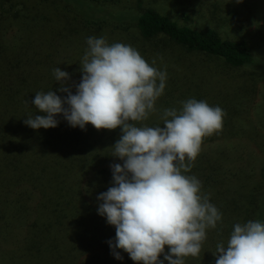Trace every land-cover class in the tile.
Returning <instances> with one entry per match:
<instances>
[{"label": "trees", "instance_id": "trees-1", "mask_svg": "<svg viewBox=\"0 0 264 264\" xmlns=\"http://www.w3.org/2000/svg\"><path fill=\"white\" fill-rule=\"evenodd\" d=\"M144 2L137 0L132 23L145 42L167 41L233 68L252 64L245 41L225 39L217 29L184 25L144 7ZM82 5L87 10H81ZM62 11L80 22V30L88 31L75 47H88L87 36L104 37L108 20L121 27L129 17L127 11H107L102 0H0V264H136L119 249L123 259L115 258L108 243L115 239V227L98 214L97 197L113 184L110 165L123 164L112 157L111 147L121 129L96 130L91 124L85 130L73 128L62 115L56 117L55 128L34 130L24 123L29 115H44L25 101L31 102L37 92L59 88L53 69L68 72L70 83L81 79V62L70 50L76 32L61 30ZM182 17L189 21L186 14ZM148 53L140 50L151 64ZM57 95L66 93L57 91ZM187 95L188 91L179 100H188ZM160 102L169 107L168 99ZM221 109L226 127L227 110ZM150 116L142 123L154 126ZM224 126L218 135L204 138L187 173L195 175L202 188H229L236 182L232 173L238 168L230 166L226 148L212 146L217 140L231 139L233 132ZM258 199L252 220L264 222V195Z\"/></svg>", "mask_w": 264, "mask_h": 264}, {"label": "clouds", "instance_id": "clouds-1", "mask_svg": "<svg viewBox=\"0 0 264 264\" xmlns=\"http://www.w3.org/2000/svg\"><path fill=\"white\" fill-rule=\"evenodd\" d=\"M86 43L79 83H70V74L59 67L53 69L57 91L66 95L37 92L25 103L44 115H29L24 123L34 130L55 128L62 115L73 128L121 129L111 147L112 157L123 164L110 165L113 184L97 197L98 214L115 227V239L108 241L113 255L122 260L119 249L136 264H185V258L200 255L207 231L222 220L201 181L187 173L204 138L222 129L225 113L191 98L179 110L164 109L163 126L143 124L157 111L166 71L131 45L94 36ZM212 254L215 264H264V222L234 224Z\"/></svg>", "mask_w": 264, "mask_h": 264}, {"label": "rangeland", "instance_id": "rangeland-1", "mask_svg": "<svg viewBox=\"0 0 264 264\" xmlns=\"http://www.w3.org/2000/svg\"><path fill=\"white\" fill-rule=\"evenodd\" d=\"M102 6L107 11L117 13L123 10L129 13L121 27L108 20L107 31L103 33L108 43L128 44L139 52L147 49L148 59L155 60V67L167 73L165 90L168 94L163 93L158 98L155 105L158 111L150 116L154 126H163L160 117L165 108L160 100L168 99V108L179 110L182 107L179 99L187 91V99L204 100L211 106L224 107L227 110L228 125L222 126L233 132V135L230 140H217L212 146L226 148L231 159L228 161L230 166L238 168L232 173L237 176L232 179L236 182L229 188H223L222 185L218 188H202V192L209 195L210 203L221 212L222 220L215 229L207 231V239L202 245L200 255L185 258V264H215L212 253L215 252L217 243L221 240L227 241L234 224L245 223L254 218L256 209L260 206L258 198L264 195L263 178L260 174L264 160V0L144 2V7H152L184 25L198 29H217L225 39L245 41L252 51L253 62L241 68H233L221 59L192 54L167 41L160 40L157 44L145 42L132 23L133 16L138 13L137 0H102ZM82 9L87 10V5H82ZM183 14L188 16L187 23L182 19ZM75 15L71 11V16ZM79 23L64 13L60 26L64 33L66 29L72 34L76 32L70 50L72 52L74 49L75 60L77 58L81 62L87 47L75 46L86 37L88 31L80 30ZM219 132L220 130L212 135H218ZM258 165V169H253ZM225 166H228L227 162ZM160 259L163 260L162 257Z\"/></svg>", "mask_w": 264, "mask_h": 264}]
</instances>
